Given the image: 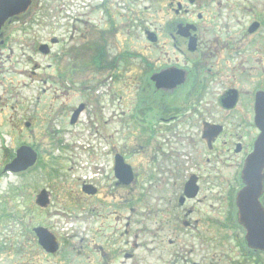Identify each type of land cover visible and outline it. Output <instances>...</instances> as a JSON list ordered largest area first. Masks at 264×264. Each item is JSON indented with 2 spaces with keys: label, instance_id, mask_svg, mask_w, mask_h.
I'll list each match as a JSON object with an SVG mask.
<instances>
[{
  "label": "flooded vegetation",
  "instance_id": "obj_1",
  "mask_svg": "<svg viewBox=\"0 0 264 264\" xmlns=\"http://www.w3.org/2000/svg\"><path fill=\"white\" fill-rule=\"evenodd\" d=\"M245 1L256 7V18L243 19L250 11L240 0H185L191 9L171 0L168 10L177 17H164L159 28L147 17L129 19L127 34L133 25L140 28L147 48L155 46L165 56L154 64L132 46L112 44L119 37V0H79L78 11L69 10L63 22L33 17L41 0H30L25 13L5 20L0 60L11 64L0 70V183H33L35 207L47 216L33 222L31 214L25 224L26 213L18 209L14 250L1 236L0 223V264H71L73 251L83 264H264V249L248 239L263 227L257 205L243 204L241 219L237 196H212L216 177H226L217 164L227 174L226 188L242 183V165L260 133L254 123L257 102L264 99L257 94L264 92V0ZM10 3L18 6L19 0ZM203 4V10L211 9L210 23L204 21L207 12L196 9ZM35 28L45 31L44 37ZM19 49L33 63L29 71L19 70ZM38 52L49 63L30 60ZM221 63L232 73L222 74V83ZM19 74L28 82H19ZM33 81L43 86L25 100L19 87L33 88ZM248 81L250 90L243 87ZM233 92L232 106L227 100ZM242 101L241 117H231ZM216 108L223 111L220 122L214 121ZM212 125H220L217 135ZM85 134L94 138L81 147L89 155L72 167L71 137ZM23 146L31 148L32 164L25 166L28 156L21 155L16 169L5 170ZM73 171L85 197L82 233H89L80 236L79 249L71 242L77 236H60L61 230L72 231V193L56 195L51 186L70 181ZM128 171L132 178L125 183ZM137 180L149 191L171 187L161 193L165 196H121L120 190L134 191ZM257 197L264 213V196ZM55 199L63 206L52 210ZM133 201L143 204L140 213ZM5 217L0 210V221ZM138 249L144 256L137 259Z\"/></svg>",
  "mask_w": 264,
  "mask_h": 264
},
{
  "label": "rangeland",
  "instance_id": "obj_2",
  "mask_svg": "<svg viewBox=\"0 0 264 264\" xmlns=\"http://www.w3.org/2000/svg\"><path fill=\"white\" fill-rule=\"evenodd\" d=\"M77 3V5L74 4ZM41 0V4L40 7L37 8V10H35V14L33 15V17L37 16L38 17H46V16H51L53 19H59L58 21L63 22L64 18H67V12L69 10L72 11H78V6H79V0ZM171 0H119V11L117 13L118 16V24H119V37H118V42L116 43V41H113L112 44L120 47V49L123 48H128L130 46H132V49L135 48V50L142 55V57L146 59H148L150 62H152V64H154V62H158L159 58L162 56L163 58H165V56L162 54V52H160V49L152 46L150 48H147V46L149 45L147 42L144 41V38L142 36V33L137 29V27H135L133 24V26L131 27V33L127 34V26H125V24L128 22V20L130 19L135 20L134 23L140 22L138 21V17L144 19L145 17H147L149 19V22L151 23L152 27L155 26L157 28H159L162 25L163 19L164 17H168V19H176V15L175 13H173V10L171 8H169L168 10V2H170ZM174 2L177 0H173ZM183 3H185L186 6H188L187 2H185V0H179ZM241 6L246 8L247 12L248 10L250 12H248V14H246V12L242 15L243 19H247L249 16L251 17H255L257 16V9L256 7L252 6V3H250L249 1H241ZM132 3V4H131ZM42 6V7H41ZM206 5H202L199 8H196L197 10H203V7ZM148 7V8H147ZM167 7V8H166ZM175 7V4H174ZM188 8H192L190 6H188ZM193 10V9H192ZM195 10V11H197ZM203 11H206L207 14L205 16L204 21L210 23L211 19H212V14L210 13L211 9H205ZM73 15H76L75 12H72V15H69V18L73 17ZM29 16V14L23 16V17H27ZM99 16V15H98ZM97 16V17H98ZM92 19L95 20L94 17H91ZM72 19V18H71ZM115 22L117 21V18H114ZM57 21V20H55ZM133 22V21H132ZM203 22V21H201ZM216 29V28H215ZM35 32L37 33L38 37H44V35L46 34L45 31L40 30L38 28L34 29ZM217 31V30H216ZM33 31L29 30L27 31V33L31 34ZM56 32L59 33L61 32V29H56ZM135 32V34H134ZM20 38V37H19ZM148 44V45H147ZM144 47H143V46ZM149 47V46H148ZM169 50V49H167ZM19 70L21 69H25L28 70L32 68L31 64H33L30 61H26V55L25 57L21 56V52L19 49ZM32 57L30 60H34L37 62V64H41V65H46L47 63H49V57H45L41 54L38 53H32ZM1 61H3V56L2 59L0 60V64L2 65V67H0V70L4 68V66H6L7 64H11L9 62L7 63H1ZM138 61L136 60V65L135 67L139 68V64L137 63ZM12 64H14L12 62ZM151 64V65H152ZM236 66V65H235ZM219 68L217 69V71H219L218 73L221 76V80L220 82L222 83L224 81V77L222 74H232L231 71H227V69L224 67V64L221 63V66H218ZM39 73L41 74L42 72L39 71ZM38 73V74H39ZM48 73V71H46V74ZM25 80L26 82H28L29 79H24V76H21L19 74V82ZM33 80H35V77L33 78ZM254 81V80H252ZM34 87L33 88H28V85H25L24 88H20L19 87V94H22L25 100H32L31 98L36 97V92H38V89L40 87H42L43 85L39 82H35L33 81ZM249 82V81H248ZM246 82L245 84H243V87L246 88L247 90H250L252 85L249 82ZM110 88H111V84H110ZM40 90V89H39ZM100 91H103V89H99ZM83 96V94H82ZM126 98V95L124 96V99ZM126 100V99H125ZM44 100L41 99L40 103L43 102ZM92 102V101H91ZM240 105L238 104L237 107L232 110L229 114H231V117L233 118H240L241 117V110L243 109V101L239 102ZM221 114H223V111H221L220 109L216 108L215 109V116H214V121L220 122L221 119ZM236 116V117H234ZM24 135V139L28 142H31L33 140V138H29L30 134H23ZM78 136V135H75ZM90 135H85L84 137H71V142H72V161L74 162V164L72 165V167L75 166V164H78L79 167L81 166V164H79L80 162H83L84 160H86V157L89 155V153H84V151H81V147L78 146V142L80 143L82 140V143H85V140L87 138H90ZM76 139H80L78 140V142L76 143ZM8 143V139L6 138ZM247 141H251L252 140V135L249 132L247 137H246ZM77 162V163H76ZM220 164H217V172H220L223 177L224 175L227 177V174L224 170H222L219 167ZM141 168L138 170L140 172L139 175V180L141 178L142 175V171H140ZM78 172H80V170L78 169ZM224 180L220 181L217 177L215 179V187H213L212 192L215 193V195L212 196H226L227 195V191L229 190L227 187V184L225 183V178ZM139 180H137L134 184V191H127L126 190H120V194L125 195V196H142L143 199L146 198V196H165L162 195L161 193L164 192L166 193L167 190H169L168 188H170V184H162L160 185L158 188H155L153 191H149V187L147 184H139ZM224 181V182H223ZM79 184H80V180L77 179V174L74 173L73 171V176H71L70 181H66V183L63 185H59V184H52V188L55 191L56 195H59V193L63 190L68 191L69 193H72L71 196V203H70V211H71V223H72V231L70 232L68 229H66L65 231L61 230L60 231V236L63 237L64 234L65 236L68 235H72L73 236H77V237H71V242L72 245L76 248L79 249V242H80V236L82 235H88L89 233H82V224H81V217L80 215V207H81V203H82V199H85L84 196H81V192L79 190ZM33 183L30 184H19V187L16 186L15 181H13L11 184H7V183H0V190L3 192L5 191L4 189L6 188V195L0 196V210L5 211V219L1 220L0 223H2L5 227V231L4 234H2L1 236L3 237L4 240L8 241V242H12V248L14 250V248L17 249V243L16 241H18L19 239V222H18V218H19V213H26V216L23 217L22 219H24V223L26 224L28 222V219L30 217L31 214H33V216H36V219L33 220V222H35L37 219L38 221H46L45 218H43L42 215L47 216V212L45 209H41L38 208L37 206L35 207V204L33 202V197L32 194L35 193L34 188L32 187ZM19 188V197L15 196V194L17 193V189ZM204 187H206V184H204ZM236 187V186H235ZM78 194L76 195L75 193ZM210 192V193H212ZM129 193V194H128ZM207 194V191H206ZM132 203H136V208L137 210H139V213L141 212L140 209L143 208V204L133 201ZM139 203V204H138ZM63 206V201L61 199H55V203L52 207V210L58 208V206ZM18 209H19V213H18ZM31 209V210H30ZM201 209H203L201 207ZM204 210H202L201 213H203ZM39 214V218L38 217ZM214 216L216 219H220L221 217V213L220 210H215L214 212ZM18 222V223H17ZM58 225H56L57 227ZM217 230V229H215ZM216 234H218V230L216 232ZM221 234V233H220ZM186 238V235H185ZM1 239V240H3ZM138 240V239H137ZM136 257L137 259L144 256V251L142 249H138L136 250ZM71 264H83L82 259H80L79 255L76 254L75 251H73V255L71 257H69ZM12 262H14V260H12Z\"/></svg>",
  "mask_w": 264,
  "mask_h": 264
},
{
  "label": "water",
  "instance_id": "obj_3",
  "mask_svg": "<svg viewBox=\"0 0 264 264\" xmlns=\"http://www.w3.org/2000/svg\"><path fill=\"white\" fill-rule=\"evenodd\" d=\"M11 0H0V26L4 23V21L16 14H21L26 11V9L29 6L30 0H19V5H12ZM16 3V0H14ZM189 2H192V0H189ZM257 94H262V92L257 93ZM264 94V93H263ZM236 96L234 92L232 93L231 97L229 100H227V104L229 105H234L235 103ZM257 101V100H256ZM264 103V99L258 100V110H257V115H256V122L255 124L257 127L260 129V133L257 136L254 144H253V149L251 153L248 155L247 159L244 162L242 171H241V179L243 182V187L237 192L236 198L238 202V207L239 208V213L241 219H243L244 214H243V204H248L247 203V196H254L253 200L255 201L256 208L259 210L260 214L263 215H258L257 218L260 221V224L263 226L262 229L259 231L254 232H249L248 233V239L252 241L255 245L260 246L262 249H264V213L261 211L260 207H258L257 203V196H260L262 193L263 189V169H264V107L263 110L262 105ZM79 111V108L74 111L75 114ZM31 149L27 146L20 147L17 151V157L14 159V161L7 165L5 169H16L13 166L18 165V162L20 161V157L27 155V161L25 162V166H29L32 164L34 157L31 154ZM125 168H127L126 165H124ZM128 169V168H127ZM129 170V169H128ZM131 175L130 172L126 174V182L128 183L131 181ZM246 196V197H245Z\"/></svg>",
  "mask_w": 264,
  "mask_h": 264
}]
</instances>
